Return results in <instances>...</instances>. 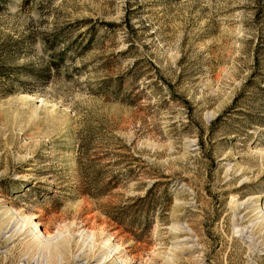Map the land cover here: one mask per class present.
I'll return each instance as SVG.
<instances>
[{"label": "rangeland", "instance_id": "obj_1", "mask_svg": "<svg viewBox=\"0 0 264 264\" xmlns=\"http://www.w3.org/2000/svg\"><path fill=\"white\" fill-rule=\"evenodd\" d=\"M0 264H264V0L0 1Z\"/></svg>", "mask_w": 264, "mask_h": 264}, {"label": "bare ground", "instance_id": "obj_2", "mask_svg": "<svg viewBox=\"0 0 264 264\" xmlns=\"http://www.w3.org/2000/svg\"><path fill=\"white\" fill-rule=\"evenodd\" d=\"M34 218H35V217H34ZM44 236H45V238H48V236H47L46 234H45Z\"/></svg>", "mask_w": 264, "mask_h": 264}, {"label": "trees", "instance_id": "obj_3", "mask_svg": "<svg viewBox=\"0 0 264 264\" xmlns=\"http://www.w3.org/2000/svg\"><path fill=\"white\" fill-rule=\"evenodd\" d=\"M0 1H3V0H0Z\"/></svg>", "mask_w": 264, "mask_h": 264}]
</instances>
